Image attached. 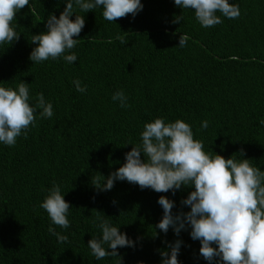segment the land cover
<instances>
[{
    "label": "trees",
    "instance_id": "trees-1",
    "mask_svg": "<svg viewBox=\"0 0 264 264\" xmlns=\"http://www.w3.org/2000/svg\"><path fill=\"white\" fill-rule=\"evenodd\" d=\"M141 2L135 17L115 22L103 18L102 8L83 13L85 26L71 64L62 57L40 64L28 59L31 35L46 30L49 13L58 16L63 0H29L16 13L12 23L20 35L11 46H0V86L29 83L30 103L43 93L53 117L37 113L26 137L11 147L0 143V264H118L119 257L91 255L87 242L101 235L96 210L135 242L118 248L121 264H160L163 241L177 238L171 229L167 234L155 229L153 235L162 216L160 194L126 181L97 192L90 183V177L119 167L130 144L141 143L144 123L158 116L189 123L204 151L227 158L238 157L243 148L264 170V0H229L239 6V17L221 16L223 23L209 28L174 0ZM179 14L184 19L172 23ZM180 34L188 37L185 47L178 46ZM77 79L86 92L76 90ZM117 90L130 107L112 100ZM53 182L73 206L67 229L52 225L40 207ZM189 190L165 194L175 201L174 212ZM50 226L68 240L58 242ZM179 238L181 264H208L188 231Z\"/></svg>",
    "mask_w": 264,
    "mask_h": 264
},
{
    "label": "clouds",
    "instance_id": "clouds-1",
    "mask_svg": "<svg viewBox=\"0 0 264 264\" xmlns=\"http://www.w3.org/2000/svg\"><path fill=\"white\" fill-rule=\"evenodd\" d=\"M63 3L58 16L49 13L46 30L31 35L29 41L34 44L28 56L31 64L61 57L69 64L75 62L77 56L72 50L85 26L83 13L102 8L103 18L115 22L126 16L135 17L143 9L141 0H63ZM28 4L29 0H0V46H11L19 39L12 22L16 21V13ZM174 6L193 10L196 21L204 28L223 23L221 16L236 19L240 15L239 6L229 0H174ZM73 16L74 19L70 18ZM183 19L179 14L171 22L180 24ZM117 39L121 44L127 42L122 36ZM178 40V46L185 47L188 37L180 34ZM73 84L78 92H86V86L78 79ZM32 99L29 83L23 80L15 87L0 86V143L11 147L22 134L26 137L27 130L36 126L37 113L41 119L53 117V105L43 93L36 94L34 104L30 103ZM127 99L122 90L112 95V100L122 108L130 107ZM201 127L206 129L208 122L202 121ZM140 139V144H130L119 167L107 176L98 172L90 177V183L97 192L110 191L116 181H126L160 194L157 203L162 216L153 235H158L155 229L164 234L171 229L177 237L171 242L163 241L166 247L158 249L160 264H181L178 259L184 243L179 238L181 231H188L192 240L199 241V255L208 264L213 261L264 264V170L246 157L245 150L240 148L236 152L238 157L227 158L213 150L206 152L203 141L194 138L189 123L179 118L167 121L161 116L144 123ZM183 188L190 190L174 212L176 203L165 194L175 195ZM64 194L60 185L53 182L40 204L51 224L61 229L70 227L68 215L73 207ZM106 217L96 210L94 223L98 222L101 235L91 236L87 245L95 260L119 257L121 264L118 248L135 247V242ZM48 231L58 242L68 240L52 226Z\"/></svg>",
    "mask_w": 264,
    "mask_h": 264
}]
</instances>
